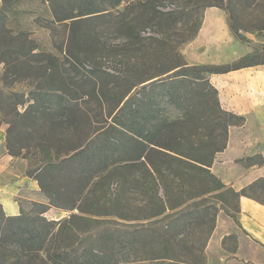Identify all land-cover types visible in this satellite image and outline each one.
<instances>
[{"label":"trees","instance_id":"trees-1","mask_svg":"<svg viewBox=\"0 0 264 264\" xmlns=\"http://www.w3.org/2000/svg\"><path fill=\"white\" fill-rule=\"evenodd\" d=\"M107 1L116 8L125 0ZM24 2L4 0L0 21L10 18L21 31L29 28L22 23L24 16L38 28L44 21H71L72 49H78L83 17L101 12L95 0H43V8L34 0L27 7ZM244 2L252 6L255 0H214L205 6L225 11L231 32L243 43L245 29L236 6ZM66 7L73 13L62 14ZM122 27L125 37L139 45V63L122 76L88 71L101 82L112 78L108 84L115 87L103 86L100 95L93 94L111 111L95 128L87 118L88 134L78 143L67 140L64 129L79 128L74 103L80 97L69 94L59 76L53 62L57 51L40 44L16 50L22 58L51 54V63L28 95H5V78L0 87V107L8 102L12 115L6 130L8 153L18 157L28 148L24 174L37 181L48 203L31 202L30 209L20 203L16 216H8L0 203V264H207L206 246L218 213L224 211L240 225L242 197L264 205V178L236 191L211 170L227 147L230 127L244 125L245 119L222 107L210 80L212 74L264 61L247 64V55L229 65H190L180 51L158 40L148 54L144 43L152 38L135 26ZM253 30L264 31V24ZM61 55L81 60L70 49ZM0 64L7 73V62L0 59ZM27 139L35 144L25 145ZM238 162L245 168L263 166L264 157ZM50 209L70 214L50 220L45 216Z\"/></svg>","mask_w":264,"mask_h":264},{"label":"rangeland","instance_id":"rangeland-1","mask_svg":"<svg viewBox=\"0 0 264 264\" xmlns=\"http://www.w3.org/2000/svg\"><path fill=\"white\" fill-rule=\"evenodd\" d=\"M30 1L25 0L24 6L27 7ZM2 2L3 0H0V6ZM212 3L214 0H125L120 6L113 8L107 0H95V8L101 12L94 17H83V23L77 34L79 37L78 49L76 47L72 49L73 38L72 36L70 38L69 34L71 21L65 23L44 21L42 23L44 27L38 28L32 22L27 21L28 17L24 16L26 20H22V23L27 24L29 28L21 31L15 22L6 18V20L0 21L4 24V28L0 29V59L7 62V73H4V67L0 75V87L4 84L2 78H5L6 86H3L5 95H28L36 79L43 74V67L51 63L48 59L51 54L47 52L37 58H22L15 53L16 50L22 46H24V50H27L30 46L37 44L55 49L58 58L53 62L58 67L59 76L66 82L68 93L80 97V100L74 103L76 122L79 128L76 130L75 127H72L69 131L64 129L65 138L73 139L74 143H78L88 134L87 118L91 120L92 127L95 128L101 126L111 111V107L100 105L97 96L94 97L93 94L100 95L103 86L105 88L107 86V89L115 87L113 83L108 84L112 78L107 82H101L90 77L88 71L102 69L115 76H122L128 72L129 67L132 68L139 63L137 55L139 45L125 37L122 23L128 24L130 27L135 26L144 37L152 38L144 43L148 48L146 50L148 54L154 53L158 46L155 40H158L160 44L165 43L167 49L176 48L186 60L185 51L196 38L194 35L198 25L203 22L206 9L211 8L205 6ZM250 4L252 3L244 2L236 7L239 24L245 29L243 30V35L247 40L245 43L254 46L255 37L264 42V31L253 30V28H259L264 24V0H255L252 6ZM64 10L65 13L62 14L73 13L72 7L70 9L66 7ZM262 46L264 45L259 44L256 49L254 48V52L249 54L250 58L246 61L247 64L264 61ZM69 49L79 56L80 62H75L72 56L61 55L63 50ZM5 51L10 52L4 53ZM17 57L22 61L13 63V59ZM16 66L20 70L19 73ZM120 89L116 88V90ZM10 110L8 102L0 107V127H4L6 130L8 122L12 120ZM173 114L177 115V113ZM24 142L25 145L35 144V141L32 142L30 139ZM22 154L12 157L15 165L23 168L25 172L28 168V160L23 156L28 154V148L24 149ZM22 196L24 195L22 194ZM18 199L26 209H30L31 202L48 203L45 196L42 200H39L38 197H32L31 200L23 197ZM69 214L50 209L45 216L50 220H61ZM200 237L202 241L198 242L197 247L203 243V234Z\"/></svg>","mask_w":264,"mask_h":264},{"label":"crops","instance_id":"crops-1","mask_svg":"<svg viewBox=\"0 0 264 264\" xmlns=\"http://www.w3.org/2000/svg\"><path fill=\"white\" fill-rule=\"evenodd\" d=\"M35 2L39 8L45 7L43 0ZM3 6L4 0L0 10ZM259 44L264 42L257 37L254 46L239 41L230 30L226 13L211 7L206 9L198 35L185 55L190 65L223 66L251 54ZM3 68L0 64V75ZM210 80L222 107L245 119L244 125L230 127L227 147L217 154L211 170L224 184L241 191L264 178V165L245 168L238 162L256 155L264 157V64L212 74ZM43 196L37 181L15 165L6 147V129L0 127V203L4 211L8 216L19 215L18 198L42 200ZM240 208V225L224 211L218 213L206 246L207 264H264V205L242 197Z\"/></svg>","mask_w":264,"mask_h":264}]
</instances>
